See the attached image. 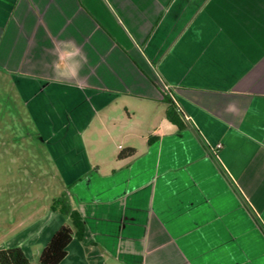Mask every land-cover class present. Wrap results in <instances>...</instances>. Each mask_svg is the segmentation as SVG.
<instances>
[{
    "label": "crops",
    "instance_id": "0c3cea01",
    "mask_svg": "<svg viewBox=\"0 0 264 264\" xmlns=\"http://www.w3.org/2000/svg\"><path fill=\"white\" fill-rule=\"evenodd\" d=\"M4 75L71 187L89 264H264L231 186L264 225V0H0Z\"/></svg>",
    "mask_w": 264,
    "mask_h": 264
},
{
    "label": "rangeland",
    "instance_id": "374dc122",
    "mask_svg": "<svg viewBox=\"0 0 264 264\" xmlns=\"http://www.w3.org/2000/svg\"><path fill=\"white\" fill-rule=\"evenodd\" d=\"M1 79L0 249L23 245L30 263L40 264L51 235L61 225L72 226L67 217L51 209L53 201L68 189L62 181L60 163L42 141L11 80L5 75ZM51 145L60 150L58 140ZM80 242L74 239L70 257L62 264H89L90 258L84 254L86 244Z\"/></svg>",
    "mask_w": 264,
    "mask_h": 264
},
{
    "label": "trees",
    "instance_id": "16d2710c",
    "mask_svg": "<svg viewBox=\"0 0 264 264\" xmlns=\"http://www.w3.org/2000/svg\"><path fill=\"white\" fill-rule=\"evenodd\" d=\"M165 102L168 104V109L166 117L168 121L176 125L178 131L181 132L186 128L185 118L181 111H179L177 105L166 96ZM196 139L200 144L207 150L216 164L218 170L228 181L230 182L228 176H226L225 171L221 167V164L217 161V157L210 152V148L207 146L206 142L201 138L198 133H195ZM151 142V140L149 141ZM134 152L132 150L122 151L119 158H125L131 156ZM231 183V182H230ZM234 192L242 202L247 213L259 228V230L264 235V225L262 221L258 218L253 209L247 204V202L241 197V194L236 190V188L231 184ZM71 187L68 188L67 192L57 200L53 201L51 206L52 211H59L61 215L67 217L71 221L72 226L61 225L50 237L48 243L43 248L40 255V264H61L67 257V249L74 239L78 241H83L86 237V229L84 225L83 218L72 202L69 191ZM0 264H31L30 259L24 250L20 247L1 249L0 250Z\"/></svg>",
    "mask_w": 264,
    "mask_h": 264
},
{
    "label": "built area",
    "instance_id": "2783aa9c",
    "mask_svg": "<svg viewBox=\"0 0 264 264\" xmlns=\"http://www.w3.org/2000/svg\"><path fill=\"white\" fill-rule=\"evenodd\" d=\"M165 91L167 92V93H170V89L169 88H165ZM180 111V110H179ZM221 148V145H218L216 148H213V149H211V151H212V153L215 155V157H218L217 156V152H218V150Z\"/></svg>",
    "mask_w": 264,
    "mask_h": 264
},
{
    "label": "clouds",
    "instance_id": "9594fccd",
    "mask_svg": "<svg viewBox=\"0 0 264 264\" xmlns=\"http://www.w3.org/2000/svg\"><path fill=\"white\" fill-rule=\"evenodd\" d=\"M232 106L230 105L229 108H231Z\"/></svg>",
    "mask_w": 264,
    "mask_h": 264
}]
</instances>
